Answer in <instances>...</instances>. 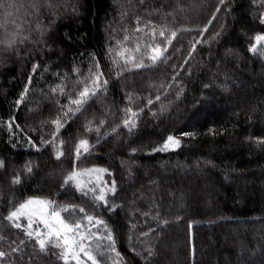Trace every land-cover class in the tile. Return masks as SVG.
<instances>
[{"label": "trees", "instance_id": "trees-1", "mask_svg": "<svg viewBox=\"0 0 264 264\" xmlns=\"http://www.w3.org/2000/svg\"><path fill=\"white\" fill-rule=\"evenodd\" d=\"M6 2L18 7L9 10L10 16L0 8V39L7 29L31 33L32 42L20 55L0 51V120L15 116L22 129L20 146L13 149L6 125L0 124V159L7 165L6 171L0 169V251L6 254L0 264H62L57 249L42 253L4 219L10 208L33 196L84 203L91 214L102 216L114 229L121 264H264V145L257 143L264 138V43L249 50L255 36L264 34L260 0H226L231 14L222 11L210 27V34L222 31V36L197 45L191 57V43L200 39L198 29L218 0H145L140 9L139 0L131 5L129 0H60L75 4V11L61 7L39 19L27 7L33 0H0ZM137 10L158 29L177 30V39L165 54H171L166 63L117 77L109 48L117 64L122 62L117 52L129 49L131 54L141 35L133 31ZM37 27L46 29L48 46L35 44ZM125 29L133 36L129 42H124ZM37 47L43 52L33 51ZM93 54L110 73V87L62 130L66 155L57 161L51 146L40 152L29 149L25 137L37 146L42 136L51 138L50 121L59 114L56 100L68 103L58 88L55 96L51 93L62 83L56 73L69 77L66 93L75 97L82 85L74 83L72 70L78 67L87 76ZM33 63L41 67L18 110L15 101ZM126 107L143 109L131 135L122 125ZM101 120L98 140L95 129ZM86 121L92 122L91 132L85 131ZM183 132L191 135L181 136ZM168 135L179 137L181 147L153 153ZM81 138L89 140L92 153L82 156L79 166L105 168L112 175L104 179L117 183L116 196H109L115 212H92L90 197L81 198L70 185L67 192L61 187ZM27 161L34 168L31 176L24 173ZM18 172L22 183L14 186L11 179ZM14 247L20 250L13 252ZM98 259L111 264L106 257Z\"/></svg>", "mask_w": 264, "mask_h": 264}, {"label": "snow or ice", "instance_id": "snow-or-ice-1", "mask_svg": "<svg viewBox=\"0 0 264 264\" xmlns=\"http://www.w3.org/2000/svg\"><path fill=\"white\" fill-rule=\"evenodd\" d=\"M144 3L145 0H139L137 9H140ZM129 4L131 5V0H129ZM259 6L264 8V0H260ZM16 7L18 6L10 2L0 3V8L4 9L7 16L12 15L9 10ZM27 7L38 19L45 11L57 14L61 7H72L74 11L76 9L75 4L62 5L60 0H33ZM231 8V3L226 4V0H218V4L214 6V10L211 8L207 10L204 21H202L203 26L198 29L200 39H195L191 43V51L188 53L189 57L197 50V45L219 40L223 34L222 31H218L212 35L210 34V27H214L213 22L218 19V14L222 11L225 15H230ZM124 15L126 13H122V17ZM209 16L210 18H208ZM258 19L259 24L264 25V15H260ZM135 25L133 31L141 35L135 37L136 44L130 50L131 54H127L129 53V49H124L115 54L121 58V63L117 64V61L112 58V49L109 48V59L114 65L117 77L121 76L124 72H137L144 68L156 67L160 63H166L171 54L168 56L165 54L169 52V48L173 47V41L177 39V30H169L166 26H161L158 29L157 25L151 19H142L139 10L135 13ZM35 31L39 33V39L34 41L35 44L37 46H48V39L50 37L46 38V29L37 27ZM182 31L193 30L183 29ZM125 33L124 42L131 41L133 36L128 34L129 30L125 29ZM205 33L210 34L209 39H205ZM149 37L150 40L146 39ZM29 42H32L31 33L21 35L20 31L9 32L5 29L2 39H0V44L3 45L0 51L3 53L15 52L17 55H20L21 48ZM262 43H264V34L256 35L255 43L252 44L249 50L255 52L256 46ZM33 51L43 52V48L37 47ZM175 51L179 52L180 49L176 48ZM187 62L185 60V63ZM40 67L41 65L39 63L32 64L31 73L28 76V83L25 85L20 97L15 101V106L18 110L25 100L26 95L29 93V86L32 84L34 75ZM44 71H49V68L45 67ZM72 71L77 77L74 83L76 85H82V88L78 90L75 97L70 92L66 93L69 77L67 75L61 77L59 73H56L57 78L61 79L62 83L52 88L51 93L55 96L58 88L60 95H68V103L61 104L58 99L56 100V103L59 105V114L55 119L50 121L53 127L51 138L46 139L42 136L40 146H37L33 139L25 137L28 148L36 152H40L41 147L51 146L54 158L57 161H60L66 155L64 148L65 141L61 138L62 130L66 129L80 115L86 113L93 106L91 102L94 99H99V94H106L110 87V73L104 71L102 62L95 54L90 57L87 76H84L78 67H74ZM175 79L176 76H173V80ZM156 100H160L159 95H157ZM152 103L153 101L149 99L148 105L151 106ZM123 111L125 115L122 119V125L131 135L137 128L143 109L141 108L137 111L131 107H126ZM91 123V121H86L84 125L86 132L92 131L90 127ZM0 124L6 125L7 127L11 147L16 149L20 146L21 142L18 133L22 129L16 123V117L12 116L7 121L0 120ZM103 125L104 120H101L100 126L95 129L98 140L100 138V127H103ZM113 131H115V128ZM180 135L189 136L191 134L183 132ZM257 143L264 145V138L258 139ZM180 147V138L174 135H168L160 146L152 149V152L166 153L177 151ZM91 153L92 148L89 140L84 138L79 139L75 145L72 170L64 178L61 187L67 192L70 191L68 187L70 185L81 198L90 197L92 203L88 207L92 208V212H95L97 209L115 212L117 206L109 202V196H116L117 183L115 179L111 182L104 179L105 174L112 175V173L105 168H82L78 164L82 156H88ZM6 168L5 160L0 159V169L6 171ZM33 172L32 161H27L24 165V173L31 176ZM93 176H95V179H93ZM85 177L87 179H84ZM11 183L14 186L22 183L19 172L12 177ZM4 219L10 223L12 228L20 229L29 241L34 240L42 253L46 252L49 248L57 249L58 252L54 254L62 264H89V262L90 264H105V261L98 259V257H106L107 260L111 261V264H121L124 259L122 254L117 251L116 240L113 235L114 229L109 227L108 222L102 216L91 214L86 206H84V203L81 205L67 202L59 204L54 200L33 196L10 208ZM22 220H26L27 223H21ZM20 245H25V241L21 240ZM19 250V247L12 248L13 252ZM5 255L4 252L0 251V259L4 258Z\"/></svg>", "mask_w": 264, "mask_h": 264}, {"label": "rangeland", "instance_id": "rangeland-1", "mask_svg": "<svg viewBox=\"0 0 264 264\" xmlns=\"http://www.w3.org/2000/svg\"><path fill=\"white\" fill-rule=\"evenodd\" d=\"M84 179H87V177H85ZM93 179H95V176H93ZM26 220H22L21 222L25 223ZM27 222V221H26Z\"/></svg>", "mask_w": 264, "mask_h": 264}]
</instances>
